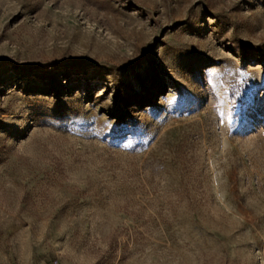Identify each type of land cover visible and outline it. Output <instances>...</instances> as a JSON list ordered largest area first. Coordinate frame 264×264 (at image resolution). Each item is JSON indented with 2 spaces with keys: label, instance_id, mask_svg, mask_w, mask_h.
Instances as JSON below:
<instances>
[{
  "label": "rangeland",
  "instance_id": "374dc122",
  "mask_svg": "<svg viewBox=\"0 0 264 264\" xmlns=\"http://www.w3.org/2000/svg\"><path fill=\"white\" fill-rule=\"evenodd\" d=\"M264 264V0H0V264Z\"/></svg>",
  "mask_w": 264,
  "mask_h": 264
},
{
  "label": "built area",
  "instance_id": "2783aa9c",
  "mask_svg": "<svg viewBox=\"0 0 264 264\" xmlns=\"http://www.w3.org/2000/svg\"><path fill=\"white\" fill-rule=\"evenodd\" d=\"M50 264H60L57 259H54L50 262Z\"/></svg>",
  "mask_w": 264,
  "mask_h": 264
}]
</instances>
